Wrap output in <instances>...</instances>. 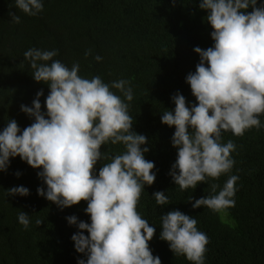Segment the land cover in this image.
Returning a JSON list of instances; mask_svg holds the SVG:
<instances>
[{
    "label": "clouds",
    "instance_id": "clouds-1",
    "mask_svg": "<svg viewBox=\"0 0 264 264\" xmlns=\"http://www.w3.org/2000/svg\"><path fill=\"white\" fill-rule=\"evenodd\" d=\"M43 7L42 0H15V8L29 16L38 15ZM198 7L207 12L214 43L206 49L193 48L200 59L185 83L195 103L189 104L177 91L171 96L174 110L166 109L161 116L162 124L175 128L171 145L177 155L169 175L182 191L231 172L235 164L231 153L236 145L232 140L222 142L223 133L239 137L253 127H264L259 118L264 115V3L200 0ZM8 15L10 22L20 23L16 13L9 11ZM111 47L99 50L106 53ZM57 55L58 50L38 48L23 54L34 81L49 88L46 111H41V89L31 106L20 105V111L33 119L29 126L21 130L15 119L8 120L0 131V172L8 169L10 158L19 156L31 168L41 169L37 177L46 189L38 187V196L61 210L87 202L84 211L90 223L78 221L75 215L66 217L68 224L78 229L71 236L74 249L86 257L77 264H161L148 243L156 229L137 211L141 193L145 185L154 183L156 172L154 162L145 159L149 148L142 145L148 143L147 137L132 130L134 119L126 102L133 100L130 81L108 84L100 76L83 78L78 74V62L69 68L54 59ZM89 55L90 49L85 57ZM94 59L100 62L103 57L96 55ZM109 142L122 144L124 151H101ZM98 161L108 162L101 164L97 173ZM238 179L229 176L222 188L212 183L208 195L199 199L190 196L188 202L193 209L203 206L227 215L235 206ZM6 192L7 196L30 194L22 185ZM152 196L157 205L170 204L163 191ZM160 220L159 238L168 243L170 251L192 264H204L209 238L198 230L197 220L179 210L161 215ZM18 221L27 229L29 214L20 211ZM41 223L37 219L36 224Z\"/></svg>",
    "mask_w": 264,
    "mask_h": 264
},
{
    "label": "trees",
    "instance_id": "trees-1",
    "mask_svg": "<svg viewBox=\"0 0 264 264\" xmlns=\"http://www.w3.org/2000/svg\"><path fill=\"white\" fill-rule=\"evenodd\" d=\"M43 11L29 16L15 8V0H0V131L8 120L15 119L23 130L33 119L20 111V105L31 106L37 91L41 111L49 93L47 84L32 78V69L23 54L29 48L58 50L54 59L71 68L80 65L79 75L91 79L100 76L111 84L120 79L130 81L133 100L129 115L132 130L147 137L145 159L154 162L156 179L145 185L137 205L138 213L156 231L149 247L161 264H192L183 255H175L166 241L159 238L160 216L172 210L192 216L199 231L206 233L204 264H264V127L246 130L243 136L225 132L222 142L232 140L235 164L228 174L209 178L195 189L182 191L172 181L169 171L177 150L171 145L174 126L161 123L164 111L174 110L171 96L179 91L189 104L195 103L190 86L185 83L189 72H195L199 56L194 47L206 49L214 41L207 12L199 9L200 0H42ZM264 0H257V6ZM100 5L103 9H98ZM96 9L98 11H95ZM9 11L20 16V23L10 22ZM251 11V8L246 10ZM165 27V29H163ZM112 46L106 53L99 47ZM91 55L85 57V52ZM103 57L97 62L94 57ZM117 95L122 94L112 89ZM123 98V97H122ZM264 125V115L260 117ZM101 151L118 154L122 144L110 142ZM95 168L98 173L101 164ZM19 171L21 175H14ZM41 169H33L19 156L0 172V264H77L85 259L77 253L71 236L78 231L66 217L90 223L85 213L86 201L61 210L56 204L37 195L45 187L37 177ZM236 175L235 206L227 215L207 207L193 209L188 198L199 199L210 192L209 185L223 187L229 176ZM29 189L28 196H7L15 186ZM220 189H217V192ZM163 191L170 204L157 205L152 194ZM29 214L27 229L18 221V213ZM37 219L43 223L36 224ZM84 235H88L85 231Z\"/></svg>",
    "mask_w": 264,
    "mask_h": 264
}]
</instances>
